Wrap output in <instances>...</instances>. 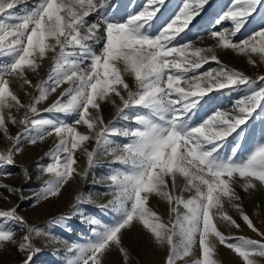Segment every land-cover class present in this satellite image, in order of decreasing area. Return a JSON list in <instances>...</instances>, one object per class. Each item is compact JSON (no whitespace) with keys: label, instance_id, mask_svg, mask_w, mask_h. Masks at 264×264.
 <instances>
[{"label":"snow or ice","instance_id":"6c2138e0","mask_svg":"<svg viewBox=\"0 0 264 264\" xmlns=\"http://www.w3.org/2000/svg\"><path fill=\"white\" fill-rule=\"evenodd\" d=\"M166 3L145 0L138 11L118 16L115 0H0V133L11 142L0 150V200L28 199L24 190L33 174L16 161L25 142L36 145L56 137L45 153L51 162L36 165L39 174L52 176L33 193L36 205L59 197L75 177L86 180L101 156H110V163L120 166L94 180L111 196L96 205L111 215L109 221L86 213L82 206L93 200L83 192L76 194L69 212L49 221L71 231L67 223L78 215L91 226L86 242L67 248L72 255L66 264H106L113 251L123 264H130L125 237L137 225L154 247L166 250L164 264H179L197 250L198 258L191 264H222L217 243L242 264H264V231L244 208L246 198L264 194V137L241 154L249 122L264 113V75L250 77L217 55L218 50H231L248 57L250 65H264V25L236 39L254 16L264 12V0H229L207 32L214 42L207 46H198L203 36L185 37L210 0H182L157 25ZM226 23L230 26L224 27ZM45 61L46 78L34 83L30 75L39 77ZM210 62L218 67L201 71ZM14 83L28 97L27 103ZM223 90L242 94L230 109H216L196 122L205 98ZM57 92L47 107H39ZM103 104L115 109L107 122ZM124 121L128 123L118 126ZM9 124L19 126L15 136ZM116 137L127 142L118 143ZM229 138L231 152L223 154ZM77 152L86 158L83 170ZM11 167L19 171L11 172ZM13 178L21 183L4 182ZM153 197L168 205L167 221L149 206ZM19 207L16 203L0 208V260L15 249L21 256L18 264H34L41 252L35 240L46 234L29 225ZM229 208L260 239L222 231L221 226L241 230ZM50 238L59 242L58 237Z\"/></svg>","mask_w":264,"mask_h":264},{"label":"rangeland","instance_id":"374dc122","mask_svg":"<svg viewBox=\"0 0 264 264\" xmlns=\"http://www.w3.org/2000/svg\"><path fill=\"white\" fill-rule=\"evenodd\" d=\"M144 2L145 0H115V3L119 5V7L116 9V14L118 16H123V15H126L128 12L138 11ZM181 2L182 0H167L166 6L163 9L162 15L156 22L157 25L162 23L165 18L171 16L181 5ZM228 3H229V0H210V4L205 7L201 15H199L193 20L192 24L190 25V30L187 32V36L185 37V39L190 38L192 40H195L197 36H203L205 37V39L203 40L202 43L198 42V46H207V45L214 43L211 39L207 37V32L211 29L214 18L219 13H221V11L224 9V7ZM130 4L134 6L130 7ZM261 25H264V12H262L259 15L254 16L251 22L241 31L240 34H238L236 39L239 40V39H243L247 37L248 35L251 34V32L254 29H257ZM229 26L230 25L227 23L224 24V27H229ZM181 42L183 43L184 41H181ZM217 55L219 56L220 60L224 64H226L227 66L231 68H235L237 70L243 71L246 75L250 77L255 78L258 75H264V65H259V66L250 65L248 63V57L244 55H237L236 53H233L231 50H218ZM253 59H258V58L254 56ZM216 67H218V65H216L215 62H210L209 64L204 65L201 71H205V70H208L209 68H216ZM48 68H49V65L48 67L45 68V70L44 69L41 70L40 71L41 74L39 77L30 75V78L33 79L34 83L37 79L46 78ZM128 83L130 85H133V82L130 78L128 79ZM13 87L19 93L18 95L20 96V99L22 100V102L27 103L28 97L25 96L24 92L20 91L15 83L13 84ZM57 93L52 94V96L49 99V102L54 100V97ZM241 94L242 92L228 93L226 90L210 93L209 97L205 98L207 102L203 103L202 106L197 110L194 120L196 122H200L203 119L207 118V116L211 115L216 109H223V110L230 109L232 107V103L236 99H238ZM39 107L43 109L47 107V103L46 102L42 103L39 105ZM106 107L107 106H105V104L102 105L103 113H114L115 112V109L111 105H109L107 108ZM21 115H22V112H21ZM42 115H46V114L42 113ZM127 123L128 122L126 121L121 122L120 126H124ZM9 128H10L9 132L13 136H15L17 132L20 131L19 126L17 127V126H13L10 124ZM262 137H264V113H262L259 117H256L255 119L249 122V132H248V135H246L241 145V154L250 151L254 142L261 139ZM115 139L117 140L118 143L127 142V138H124V137H116ZM45 140L37 144L43 147V148L41 147L42 148L41 150L44 156L46 152H48L51 148H53L54 144L56 143V137L55 136H51L50 138L46 137ZM10 143L11 142L6 140L3 134L0 133V150H6L10 146ZM93 144L94 142L88 145L89 149L92 147ZM232 145H233V140L232 138H229V143L223 149V154H230ZM28 146H32V144L29 145L28 143ZM76 157L78 160L79 169L83 170V168L86 167L85 156L81 152H77ZM45 158H46V161H44L45 165L51 162L47 156H45ZM47 158H48V161H47ZM16 161H17V165L22 164L29 168V165L24 163L23 161H18V160ZM114 167H120V166L115 165V164L111 165V163H108V164L103 165L102 167L96 168L97 169L96 173L98 174V176L101 175L100 177H102L105 174H107L111 168H114ZM12 170L14 173L19 171V169L15 167H13ZM34 176L35 175H33V178ZM38 178H40V181L41 180L45 181V180L51 179L52 176L49 174H38ZM78 178L81 179L79 176H77L74 178V180H71L68 184L65 185V187L61 190V195L59 196L60 198L55 197V198H51L46 201H41L38 205H36L35 202L27 201V199L24 201H18V199L14 196L10 198L11 200L10 203L0 200V208H5V209L9 208L10 206L16 203H19L20 207L18 208V213L25 218V220L28 222L29 225H33V226L40 228L46 234L44 236L37 237L35 240V243L37 244V246L41 248V252L35 257L34 264H38L40 262L44 263L46 260L53 258L54 256L53 254L55 253L53 251V244L55 245L58 242H53L50 238V235L58 237L59 242L68 241V239L72 240L70 233H73V229H71L72 231L71 232V231L66 230V228L63 226L52 225L49 223V221L53 217H58L59 215L70 211L71 205L73 204V202L71 203V198L74 195L75 190H77L76 188L78 187L79 182L81 181ZM15 179H19V178H15ZM42 183L43 182H41L39 186H41ZM39 186L37 187V189H35L36 192L39 191L40 189ZM31 188H33V186H30V189ZM255 205H260V207L257 208L255 207ZM149 206L152 207L153 210L157 211L160 215H162L165 221L168 220L169 218L168 217V205L166 204V202L153 197L152 199H150ZM66 207L67 208L69 207V209H67ZM244 208H245V211L249 214V216L253 219V222L255 223L257 228H259L261 231H264V194H260L255 197L246 198L244 200ZM59 211L60 212L62 211V212L60 213ZM229 212L241 224V230L227 229L221 226L222 231H225L226 234L231 233L232 235H235L234 234L235 232L240 235H244V236H247L253 239H260L259 236H257L255 233H253L250 229H248L243 224V221L240 220L239 216L236 214L234 210L229 208ZM69 221L67 223L68 228H70L72 220H69ZM12 226L17 229L18 234H21V235L23 234L18 226L16 225H12ZM131 232H132L131 242L130 244H128L127 247L129 248L130 255L132 257L134 256L133 254L134 252H136V254L138 253L140 254L143 247L147 243H149L151 239L149 235L139 225H137ZM165 252L166 250H163L161 252L162 253L161 257L158 260H155L153 264H161L160 262L165 260ZM198 255L199 253L197 250V252L194 253L192 257L185 258V260L179 262V264H191L193 259L198 258ZM230 256H232L235 259L234 264H242L241 259L238 256H236L230 249H227L223 245H219L217 243V259H219L222 262V264H224L227 258ZM20 259H21L20 254L17 253L15 249H12L9 253L4 255L3 259L0 260L1 261L0 263L1 264H8V263L18 264ZM114 263L123 264L122 257L116 251H115V256H114Z\"/></svg>","mask_w":264,"mask_h":264},{"label":"bare ground","instance_id":"6f19581e","mask_svg":"<svg viewBox=\"0 0 264 264\" xmlns=\"http://www.w3.org/2000/svg\"><path fill=\"white\" fill-rule=\"evenodd\" d=\"M48 65H49V62L45 61L44 66H43V68L41 70H43V69L45 70V68L48 67ZM57 95H58V93L55 95L54 99L56 98ZM46 103H47V106H48V103H51V101L50 102L48 101ZM105 106L108 107L109 104H105ZM44 114H46L45 116L49 115L47 113H44ZM113 115H114V113H103V116H104V119H105L106 122L108 120L112 119ZM60 118L64 119L63 116H61ZM68 122L71 123V119L70 118L68 119ZM118 126H120V125H118ZM9 127H10V124H9ZM16 130H18V129H16ZM80 130L83 131L84 129L81 128ZM26 146H28L27 142H25V144L22 145L23 152H22V154H19V155L16 156V160L23 161L24 163L28 164L29 165V169L31 170L33 175H35L34 178L32 179V181L30 182V184L25 186V190H24V192H25L24 195L26 197H28L27 201L35 202V200L32 199L33 193L36 192L35 189H37V187L40 185V183L43 182L42 180L40 181V178H38L39 169L36 167V165H37V163L45 165L44 161H46V158H45V156L42 153V150H41L43 148L42 146H39L37 144L36 145H32V146H28V147H26ZM80 158H82V157H80ZM110 158L111 157L106 156V155L101 156L99 158L98 162H97V167L96 168L102 167L103 165L110 163V161H111ZM47 161H48V158H47ZM12 168H9L8 170L13 172ZM96 168L94 169V171L89 175V177L86 180L78 178L81 181L80 182L78 181L79 184H78L77 188L72 186V187L76 188L77 190H75L74 195L71 198V203L74 202V198H75V196H76V194L78 192H83L86 195L87 194H91L93 203L84 204L82 206L83 209L86 211V213L91 214V215H96L98 218H100L103 221L107 222V221H109L111 219V215H105L104 213H101L100 210L96 207V205L99 204V203H106L107 200L111 198V196L103 194V193H105L107 191V189L105 188L103 183H94V180L95 181H99L100 178H101L100 177L101 175L99 174L100 176H98V174L96 173V170H97ZM5 183H9V184H13V185H19L21 183V180L13 178V179L5 180ZM30 186H33V188L30 189ZM39 188H40V186H39ZM12 206H10V207H12ZM67 209H69V207ZM71 220H72V222H71V225H70V229H73V233H70V234H71L72 240L68 239V241L58 242L55 245L53 244V251L55 252L53 254L54 255L53 258L46 260L44 263L40 262L38 264H66L67 259L72 255V253H68L67 252V248L69 246H71L73 243H84V242L87 241V239H89L91 237V235H92L91 226L83 223L81 221L80 216H78V215L73 216ZM234 234L237 235V236L240 235V234L235 233V232H234ZM131 238H132V232H128L126 234V237H125V245L126 246H128V244H130ZM162 251L163 250L154 247L152 242L150 241L149 243H147L143 247V249H142L140 254L139 253L136 254V252L133 253L134 256L131 257L130 264H141V263H143V264L144 263L145 264H153V262L155 260H158L161 257V254H162L161 252ZM230 255H232V254H230ZM114 256H115V251H113L112 253L109 254V256L107 257V260H106V264H116V263H114ZM234 260L235 259L232 256H230V257L227 258V260L225 261L224 264H234ZM160 263L163 264L164 261H161Z\"/></svg>","mask_w":264,"mask_h":264}]
</instances>
